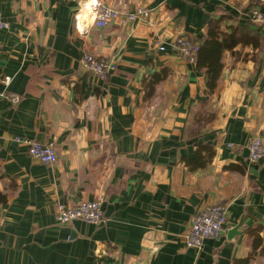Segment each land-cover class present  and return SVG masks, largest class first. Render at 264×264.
<instances>
[{
  "label": "crops",
  "instance_id": "0c3cea01",
  "mask_svg": "<svg viewBox=\"0 0 264 264\" xmlns=\"http://www.w3.org/2000/svg\"><path fill=\"white\" fill-rule=\"evenodd\" d=\"M102 1L149 14L100 28L80 15L85 0H0L11 25L0 30V264H264V158L247 162L248 141L264 140V32L252 25L261 46L224 51L213 93L169 46L203 42L213 21L245 25L264 0ZM86 52L116 59L117 71L101 81L80 63ZM200 113L215 116L198 125ZM17 137L53 143L58 161H37ZM203 145L214 156L192 169L185 159ZM98 199L106 224L58 223L59 204ZM213 203L228 205L229 227L188 248L181 235Z\"/></svg>",
  "mask_w": 264,
  "mask_h": 264
},
{
  "label": "built area",
  "instance_id": "2783aa9c",
  "mask_svg": "<svg viewBox=\"0 0 264 264\" xmlns=\"http://www.w3.org/2000/svg\"><path fill=\"white\" fill-rule=\"evenodd\" d=\"M208 1V0H201ZM94 23L103 28L112 22L120 25L135 23L146 16L149 11L144 6H136L133 9H118L107 6L102 0H85ZM249 19L264 32V12L257 5L249 10ZM10 23L4 19L0 12V30L10 29ZM161 51L166 50L162 42L157 43ZM171 51L180 54L184 60L191 64H197L200 43L189 36L180 35L169 43ZM80 63L97 76L101 81L108 80L118 68L117 60L106 56L94 55L86 52L80 58ZM5 84L11 82L10 76L2 78ZM2 96L5 93L1 94ZM11 106H16L21 101L17 93L5 96ZM16 141L27 148L28 154L45 165H53L58 159V153L53 143L40 142L35 139L17 137ZM248 164H257L264 158V140L260 135L253 136L247 144ZM103 200H84L77 204H59L57 207V221L60 225L69 226L75 221H84L94 225H102L108 222V217L103 209ZM230 225L229 208L227 204H207L195 215L189 228L181 235L188 248L201 250L206 239L220 237Z\"/></svg>",
  "mask_w": 264,
  "mask_h": 264
},
{
  "label": "trees",
  "instance_id": "16d2710c",
  "mask_svg": "<svg viewBox=\"0 0 264 264\" xmlns=\"http://www.w3.org/2000/svg\"><path fill=\"white\" fill-rule=\"evenodd\" d=\"M245 25H237L231 27L230 32H224L221 29L220 21H213L210 24L209 30L200 43V49L198 52L197 67L205 74L207 78V91L213 93L216 89L218 80L220 78L223 69V53L225 50H232L238 44H252L253 46H261L263 44V34L257 30H253L252 25H255L251 19ZM257 27V26H255ZM167 76V71L154 74L150 80H145L144 88L153 89L154 86ZM213 114L209 118H204L202 113L197 116L196 122L198 125L204 121L209 122L213 119ZM208 151L209 156L205 157L204 152ZM214 156V151L207 145L201 146L195 155V158H186V163L192 168L197 169L199 167L206 166ZM8 197L5 193L0 191V207L6 204ZM1 214V211H0ZM258 242V236L255 237V246Z\"/></svg>",
  "mask_w": 264,
  "mask_h": 264
},
{
  "label": "bare ground",
  "instance_id": "6f19581e",
  "mask_svg": "<svg viewBox=\"0 0 264 264\" xmlns=\"http://www.w3.org/2000/svg\"><path fill=\"white\" fill-rule=\"evenodd\" d=\"M80 15H82L86 20H87V19L89 18V16H90L89 10H88L87 5H86L85 2L83 3V6H82V8H81V10H80ZM88 20H89V19H88Z\"/></svg>",
  "mask_w": 264,
  "mask_h": 264
},
{
  "label": "water",
  "instance_id": "95a60500",
  "mask_svg": "<svg viewBox=\"0 0 264 264\" xmlns=\"http://www.w3.org/2000/svg\"><path fill=\"white\" fill-rule=\"evenodd\" d=\"M38 161V160H37ZM239 227H240V225L238 224V225H236L235 227H233L232 228V230L230 231L231 233H234V232H237V233H241V232H239ZM227 231V230H226Z\"/></svg>",
  "mask_w": 264,
  "mask_h": 264
}]
</instances>
